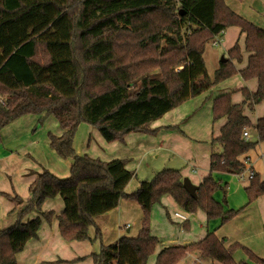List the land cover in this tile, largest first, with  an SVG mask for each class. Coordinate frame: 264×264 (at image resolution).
Instances as JSON below:
<instances>
[{
    "label": "trees",
    "instance_id": "16d2710c",
    "mask_svg": "<svg viewBox=\"0 0 264 264\" xmlns=\"http://www.w3.org/2000/svg\"><path fill=\"white\" fill-rule=\"evenodd\" d=\"M236 26L244 33L247 65L235 43L220 61L211 79L206 73L204 45L225 28ZM256 78L257 88H240L244 103L252 109L264 101V29L230 10L223 0H0V131L25 114L39 116L37 130L47 117L57 121L62 133H47L48 144L61 158L72 160L69 174L58 177L45 168L28 186L30 198L11 225L0 228V264H17L15 255L30 238H36L38 216L22 222L31 212L50 220L51 211L41 212L46 198L59 195L62 211L56 216L64 240L82 241L95 227L93 240L99 251L94 264H146L157 239L150 234L151 206L168 195L186 213L201 209L217 227L240 209H225L213 198L225 192L211 172L240 173V157L264 140V114L251 123L243 103L234 104L230 94L212 103V120L226 117L220 134L212 139L221 151L210 154V173L198 184L196 198L182 186L177 169L163 168L141 180L133 193L125 186L133 172L125 159L103 161L77 154L72 146L79 124L94 127L106 142L123 141L130 132L154 134L150 123L184 101L209 90L234 74ZM246 128L256 140L244 139ZM15 202L16 195L0 192ZM247 203L264 195V181L255 175L246 187ZM120 199L137 203L142 213L134 237H120L103 245L94 218L118 205ZM242 248L253 263L264 264L238 244L224 247L214 230L197 242L168 245L155 256L154 264H179L188 253L220 264H251L235 260Z\"/></svg>",
    "mask_w": 264,
    "mask_h": 264
},
{
    "label": "crops",
    "instance_id": "0c3cea01",
    "mask_svg": "<svg viewBox=\"0 0 264 264\" xmlns=\"http://www.w3.org/2000/svg\"><path fill=\"white\" fill-rule=\"evenodd\" d=\"M223 1L230 10L264 29V0ZM212 40L216 43H206L202 53L206 73L211 79L221 58H226L228 49L235 43L240 47L241 60L232 61L234 66L240 70L247 65L249 53L244 50V33L238 27L229 26L210 41ZM243 87L254 92L257 88L256 78L244 80L237 73L221 80L206 92L184 101L152 121L150 127L157 129L154 134L130 132L124 136L123 141L106 142L94 127L81 123L75 131L72 146L77 154H87L103 161L125 159V168L133 172V178L124 188L127 194L137 189L140 178L138 170L141 167L151 172L159 163L166 168L177 169L182 178L187 177L198 186L210 173L211 151H221V147L211 141L219 136L226 117L212 120L214 98L221 94H230L232 103H243V114L252 124L264 114V101L254 105L252 109L244 103L239 91ZM38 117L34 114L22 115L0 131V192L16 194L23 201L11 212L15 202L0 194V228L14 223L18 211L30 198L29 184L43 166L58 177L69 174L72 160H60L54 150L47 147V132L59 135L62 129L56 120L53 123L48 117L40 128L32 132ZM247 132L248 139H257L255 130L250 128ZM240 160L244 167L240 173L211 172L220 186H226L224 193L222 190L213 193L214 200L223 203L225 209H240L229 222L217 227V219L208 220L201 209L186 213L168 195L161 196L159 202L151 206L150 234L157 239L155 256L165 246L197 242L208 231L214 230L215 236L223 239L224 247L233 244L241 246L243 243L241 247L264 259V195H259L246 204V187L250 183L247 170L253 169L259 180L264 181V140L258 141ZM11 177L17 179V182H9ZM55 199V216L49 223L42 218L40 212H31L22 219L24 222L38 216L40 225L36 238H30L22 251L16 254L17 264H94L92 255L100 247L99 241L93 240L95 227L89 228V238L86 240L62 239L56 216L62 211L63 202L57 196ZM51 206V200L46 198L41 205V212H52ZM175 213L182 214L183 218ZM141 218L142 213L135 201L120 199L115 208L94 218L101 233L100 242L107 245L123 236L134 237L140 228ZM252 233H257L254 240L259 238V242L255 243L251 238ZM237 252L243 255H239L237 260L251 261L240 247L234 250L232 256ZM193 257L200 264H204L201 261L209 260L200 258L195 253H188L179 264H189ZM214 262L209 260V263Z\"/></svg>",
    "mask_w": 264,
    "mask_h": 264
},
{
    "label": "rangeland",
    "instance_id": "374dc122",
    "mask_svg": "<svg viewBox=\"0 0 264 264\" xmlns=\"http://www.w3.org/2000/svg\"><path fill=\"white\" fill-rule=\"evenodd\" d=\"M207 44H211V41H208L207 42ZM48 118V117H47ZM50 118V121H52L53 123L54 122H56L55 121V119L52 117V116H50L49 117ZM46 120V119H45ZM57 124V123H56ZM42 126V125H41ZM40 126V127H41ZM39 127V128H40ZM249 128H246V130H248ZM48 132H50V131H48ZM47 132V133H48ZM47 147H49V149L51 148L50 146H49V144H48V146ZM52 149V148H51ZM53 150V149H52ZM55 152V151H54ZM55 155H56V157L57 158H59L60 160H63V161H66V160H68V158H66V159H64V158H61V157H59L57 154H56V152L54 153ZM51 157V156H50ZM54 159V158H53ZM55 160V159H54ZM59 162H61V161H59ZM39 164H40V162H38ZM143 165H145V162H144V164ZM141 167V166H140ZM147 167V166H146ZM169 167V166H168ZM43 168H45V169H47V167H44L43 166ZM163 168H166V166L165 165H163V164H157V165H155L154 166V168L152 169V171L151 172H148L147 170H145V169H143L142 167L138 170V172H139V177H138V175H137V178H139V181H141V180H145V179H150L151 177H152V175H153V173H155V171L157 172V171H159V170H161V169H163ZM48 170V169H47ZM49 171V170H48ZM131 171V170H130ZM135 172H137V170H134ZM152 173V174H151ZM142 175V176H141ZM133 178V177H132ZM9 182H17V179H14V177H11L10 178V180H9ZM57 196V198H60V196L59 195H56ZM56 196L55 197H52V198H48L49 200H51V202H52V213H53V215H52V217L50 218V220H52L53 218H54V214H55V201H56ZM57 200H59V199H57ZM240 211V210H239ZM238 211V212H239ZM237 212V213H238ZM59 213V212H58ZM236 213V214H237ZM235 214V215H236ZM46 222H48L49 223V221L50 220H47V219H45L44 217H42ZM40 219V218H39ZM230 220V219H229ZM229 220L228 221H226L225 223H227V222H229ZM256 235H257V233H252L251 234V238L254 240V238L256 237ZM66 241H77V240H66ZM255 241V243L256 242H259L260 241V239L259 238H257L256 240H254ZM242 244L243 243H241V246H242ZM24 248V247H23ZM22 248V249H23ZM241 250V249H240ZM22 251V250H21ZM21 251H19L18 253H20ZM155 251L156 250H154V253L147 259V261H146V264H154V261H155ZM233 255V254H232ZM243 256L240 252H237V253H234V256H233V258L235 259V260H237V259H239V257L240 256ZM16 256V255H15ZM239 256V257H238ZM207 262H205V260L204 261H201L202 263H204V264H220V263H218V262H214V263H209V260H206ZM180 263V262H179ZM250 263L252 264L253 262L252 261H250ZM189 264H200V263H198L197 261H196V259L193 257L192 259H190V262H189Z\"/></svg>",
    "mask_w": 264,
    "mask_h": 264
},
{
    "label": "water",
    "instance_id": "95a60500",
    "mask_svg": "<svg viewBox=\"0 0 264 264\" xmlns=\"http://www.w3.org/2000/svg\"><path fill=\"white\" fill-rule=\"evenodd\" d=\"M222 60H224V58H221V61ZM182 186L185 188V190L188 192L190 196H192L193 198H196L197 185L191 183V181L187 177H183Z\"/></svg>",
    "mask_w": 264,
    "mask_h": 264
},
{
    "label": "built area",
    "instance_id": "2783aa9c",
    "mask_svg": "<svg viewBox=\"0 0 264 264\" xmlns=\"http://www.w3.org/2000/svg\"><path fill=\"white\" fill-rule=\"evenodd\" d=\"M211 43H212V44H215L216 42H215V40H212ZM242 137H243L244 139H248V132H247L246 129L243 130V132H242ZM254 176H255V172H254V170L251 169V168H249V169L247 170V178H248V179H252ZM175 215L180 216V217L183 218V215H182V214L175 213ZM252 264H260V263L255 262V263H252Z\"/></svg>",
    "mask_w": 264,
    "mask_h": 264
}]
</instances>
